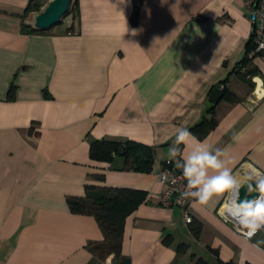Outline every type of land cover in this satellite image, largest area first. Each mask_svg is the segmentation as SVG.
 <instances>
[{
  "label": "crops",
  "instance_id": "obj_1",
  "mask_svg": "<svg viewBox=\"0 0 264 264\" xmlns=\"http://www.w3.org/2000/svg\"><path fill=\"white\" fill-rule=\"evenodd\" d=\"M30 2L0 0V264H113L88 249L104 239L95 217L68 202L88 185L138 193L123 238L131 264H264V228L238 231L231 193L191 204L195 237L181 209L161 206L157 177L181 127L224 150L234 176L264 177V62L247 50L245 0H142L135 23L134 0H75L72 32L32 34L24 25L47 3L27 14ZM227 80L237 100L213 104ZM215 105L216 128L193 132ZM98 140L151 146L153 171L91 160Z\"/></svg>",
  "mask_w": 264,
  "mask_h": 264
},
{
  "label": "trees",
  "instance_id": "obj_2",
  "mask_svg": "<svg viewBox=\"0 0 264 264\" xmlns=\"http://www.w3.org/2000/svg\"><path fill=\"white\" fill-rule=\"evenodd\" d=\"M45 0H31L27 14L32 11H40L41 2ZM142 0H134V9L132 15L133 23L136 22L141 10ZM24 30L28 33H38L30 26L24 25ZM73 27H70L66 32H72ZM255 49L253 38L247 45L248 52ZM242 67H248L251 63L249 59L243 60ZM250 73V72H249ZM227 81L221 85L227 86ZM252 86V84H251ZM16 85L13 83L9 89L8 98L13 100L15 98ZM223 99L229 102H235L237 98L228 91L227 87L223 90ZM216 105L213 106L211 112L213 118L201 122L198 126L192 129L194 132L198 127L205 124L210 128L215 129L217 126ZM125 146V159L124 169L135 171L141 174H149L153 171L155 165V152L151 146L129 141L126 144L119 142L98 140L90 146V158L93 161L100 163H112L119 150ZM181 148V145L179 146ZM181 171V170H180ZM182 172V171H181ZM138 193L129 189H109L101 188L92 185L86 187V196L83 198H70L68 200L71 211L78 215L94 216L97 220L99 227L103 233V241L88 246L92 254L102 260L113 257V264H131L130 259L123 256V238L125 233V225L128 216L133 208L139 203L137 199ZM193 225V223H192ZM194 226V225H193ZM195 237L200 234V226L195 225L193 228ZM187 249L185 244L179 246V252L184 253ZM218 256V255H217ZM195 264H206L202 260H198ZM217 264H234L233 262H223L218 258Z\"/></svg>",
  "mask_w": 264,
  "mask_h": 264
},
{
  "label": "clouds",
  "instance_id": "obj_3",
  "mask_svg": "<svg viewBox=\"0 0 264 264\" xmlns=\"http://www.w3.org/2000/svg\"><path fill=\"white\" fill-rule=\"evenodd\" d=\"M132 34H136L135 30ZM180 145L185 146L183 150ZM168 157L170 162L176 161V167L182 169V177L186 181L180 192L181 199L191 198L194 204L204 206L214 197L235 193L239 201V189L243 185L238 184L232 169L228 167L231 160L222 159L227 157L224 150L217 148L213 151L207 140L199 141L187 128L181 127L177 129L173 146L168 150ZM177 157L180 159L177 160ZM256 175L258 179L255 190L259 192V196L254 200L237 202L238 210L232 214L238 227L246 230L245 235L248 238L264 228V177L259 173ZM163 179H167L166 174H163ZM247 185L248 192L251 193L254 188L252 184ZM225 209L221 210V215H224Z\"/></svg>",
  "mask_w": 264,
  "mask_h": 264
},
{
  "label": "built area",
  "instance_id": "obj_4",
  "mask_svg": "<svg viewBox=\"0 0 264 264\" xmlns=\"http://www.w3.org/2000/svg\"><path fill=\"white\" fill-rule=\"evenodd\" d=\"M245 5L253 26L252 38L255 49L252 53L254 56L256 54L259 55L264 62V0H245ZM226 87L225 85H221L220 89L223 91ZM163 174L167 175L166 180L163 179ZM157 177L164 187L161 197V206L163 208L176 207L181 209L185 222L187 224H192L194 221L191 214V204L193 200L191 198L184 200L180 197V192L186 184V181L182 177V172L176 168L174 161L170 162L167 160L157 172ZM237 228L246 239H252L258 233L248 238L245 235L246 230H241L238 226Z\"/></svg>",
  "mask_w": 264,
  "mask_h": 264
},
{
  "label": "water",
  "instance_id": "obj_5",
  "mask_svg": "<svg viewBox=\"0 0 264 264\" xmlns=\"http://www.w3.org/2000/svg\"><path fill=\"white\" fill-rule=\"evenodd\" d=\"M75 0H51L49 4L39 13L35 14L30 22L29 26L38 33H48L63 24L65 17L70 12L71 4ZM224 96L221 89L216 88L213 90L210 101L215 104L219 102ZM125 155V146H122L119 150L118 156ZM236 180L239 185H243L239 189V201H237V196L235 199V207H237V202H242L245 199L254 200L259 196V192L255 190L256 179L247 169H240L237 174H235ZM252 184L253 191L248 192V185ZM230 217L228 214L226 215ZM230 219L236 223L233 217ZM238 226V224H237Z\"/></svg>",
  "mask_w": 264,
  "mask_h": 264
},
{
  "label": "rangeland",
  "instance_id": "obj_6",
  "mask_svg": "<svg viewBox=\"0 0 264 264\" xmlns=\"http://www.w3.org/2000/svg\"><path fill=\"white\" fill-rule=\"evenodd\" d=\"M44 3H47L46 4V6H47L49 4V0H45ZM36 13H39V12H36ZM74 20H75V5H74V2H73L71 4V7H70V12L65 17L63 24L60 25L59 27H57L58 30L61 31V32L62 31L66 32L70 27L74 26Z\"/></svg>",
  "mask_w": 264,
  "mask_h": 264
},
{
  "label": "bare ground",
  "instance_id": "obj_7",
  "mask_svg": "<svg viewBox=\"0 0 264 264\" xmlns=\"http://www.w3.org/2000/svg\"><path fill=\"white\" fill-rule=\"evenodd\" d=\"M235 199H236V194L235 193H232V197L229 201L227 205V208H226V212L227 214L232 218V214L235 213L238 209L237 207H235Z\"/></svg>",
  "mask_w": 264,
  "mask_h": 264
}]
</instances>
